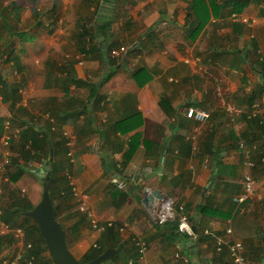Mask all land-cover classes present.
<instances>
[{
	"label": "crops",
	"instance_id": "0c3cea01",
	"mask_svg": "<svg viewBox=\"0 0 264 264\" xmlns=\"http://www.w3.org/2000/svg\"><path fill=\"white\" fill-rule=\"evenodd\" d=\"M102 1L109 15L99 14ZM192 2L0 0V131L8 117L36 131L51 128L59 173L69 171V182L101 223L124 227L119 237L126 248L105 264H232L205 231L241 241L247 264H264V92L251 100L264 85L252 69L264 62V0L238 13L224 3L196 36ZM119 47L125 52L111 57L109 50ZM190 109L206 117L189 118ZM256 115L260 121L251 119ZM45 133L38 132L39 140ZM239 140L251 149L254 168L243 166ZM8 149L18 156L17 141ZM3 150L0 139V166ZM45 163L30 160L29 173L15 185ZM9 174L3 166L0 184ZM245 174L256 181L257 196L236 204ZM144 188L173 198L195 236L172 240L170 228L143 206ZM201 204L206 216L197 212ZM53 206L77 260L109 242L75 211L74 199L56 197ZM4 236L13 243L1 260L13 264L23 242ZM134 238L146 244L142 256L129 245ZM176 243L184 260L175 257Z\"/></svg>",
	"mask_w": 264,
	"mask_h": 264
},
{
	"label": "trees",
	"instance_id": "16d2710c",
	"mask_svg": "<svg viewBox=\"0 0 264 264\" xmlns=\"http://www.w3.org/2000/svg\"><path fill=\"white\" fill-rule=\"evenodd\" d=\"M108 1V0H106ZM113 1V0H112ZM115 1V0H114ZM217 0H193L192 2V8L191 12L194 16V22H195V28L192 31L193 36H196L200 33V31L204 28L206 23L208 22L210 18V12L214 15L217 14L218 10L220 11L222 8V5L224 3L229 5L231 7L232 12H240L242 8L251 3L254 2L256 4H259L261 0H222L223 4H216ZM7 9H2L1 14L3 16V25L6 27L7 24L5 22V15H6ZM106 27V26H104ZM103 30V29H102ZM9 31V29H8ZM9 33V32H8ZM81 36H83L81 34ZM112 49L109 50V53ZM252 69L255 70L260 77H264V73L262 70L264 69V62H261L260 65H254L252 66ZM112 76V73L106 75L104 77V81L108 80ZM2 85L4 88L7 87L6 83L2 81ZM16 92V90H15ZM264 92V85L260 87L259 91L251 93V100H253L257 95ZM251 119L260 121V118L256 116L252 117ZM12 126L16 128L19 131L18 137L16 139H12L11 143L18 142V156L10 158L9 163L7 164L8 168H11V174H9L7 178V184L5 185L3 192L0 196V222L4 223L5 225H8L11 228H21L25 232V241L32 244V250L30 254L35 255V260L33 264H53L50 256L47 253V248L44 242V239L41 237L38 227L36 224L28 217L27 212H29L34 205L30 202V200L26 197V195L22 194L18 189L16 188H10V185H15L21 177L25 173H29L30 169L28 166V163L30 160L36 161L38 163H42L44 160L45 162L48 159L49 149L53 148V144L50 142L51 140V128L47 127L45 129H41L40 131H36V126L34 124H17L14 117L11 120ZM44 131L46 132L44 135L43 140H39L40 137H38V132ZM1 131H0V139L2 137ZM41 142H44L43 146H41ZM44 147V148H43ZM135 145H131L129 150L127 151V154L129 156L132 154L133 149L135 148ZM39 151H41V155H43V158L41 159L39 154ZM37 153V154H36ZM128 156V157H129ZM127 157V158H128ZM216 159H218V156L216 154ZM218 161V160H215ZM51 166V170L48 172V183L50 188V195L52 198V201L54 203L56 197L64 198V199H73L72 192H71V186L69 182V171H65L64 173H59V170L56 168L54 157L53 161L49 164ZM38 179L40 177L36 175ZM41 180V179H40ZM126 199V194L120 195V198L118 200V204L120 205L124 202ZM208 207L206 204H201L198 206L197 212L203 216H206L205 214L208 212ZM55 211V208H54ZM55 219H56V213H55ZM57 220V219H56ZM158 223V222H157ZM160 224V223H159ZM162 225H167L168 228L171 230V238L172 240L178 239L179 233L177 231V223L176 220L170 221L168 223H164ZM121 227V224H114L106 228L104 232H102V236L105 239H109V242H102L97 243L91 250L87 253L85 258L82 260V262H88L92 259L99 256L101 253H103L107 249H114L117 251L116 257L119 254H122V248H126L128 242H122L119 234V228ZM13 239L12 237L4 236L0 238V258L2 250H4L6 244H12ZM129 245H134L132 239L130 240ZM263 250H264V242H263ZM44 253V254H43ZM39 254V256H38Z\"/></svg>",
	"mask_w": 264,
	"mask_h": 264
},
{
	"label": "built area",
	"instance_id": "2783aa9c",
	"mask_svg": "<svg viewBox=\"0 0 264 264\" xmlns=\"http://www.w3.org/2000/svg\"><path fill=\"white\" fill-rule=\"evenodd\" d=\"M125 52L124 47H119L116 49H112L110 51V56L113 58H118ZM186 116L189 118H196L199 120H203L206 117L204 113H195L192 109L186 112ZM11 117H8L4 123V134L1 137V145L3 147V165L0 166V171L3 166H6L9 163L11 158V154L9 151L10 142L12 139H16L18 137L19 131L12 126ZM75 140L74 138H68L66 146L69 148L67 156L70 158V162L73 161V146ZM238 148L241 151L242 156V164L246 168H254L255 163L251 159V149L247 148L243 141L239 140ZM261 162H264V157L261 158ZM71 192L72 197L76 202L75 211L82 215L86 220H88L90 227L92 230L97 231L99 233L104 232L106 228H109L113 225V222L106 221L101 223L94 212L88 207L86 202V196L78 191L76 187L71 184ZM257 184L256 181L251 177L250 174H245L242 179V190L241 192L232 198V201L236 204H244L245 202L256 198L257 196ZM151 213L156 222L160 224L168 223L170 221L176 220L177 223V231L181 235H186L188 237H194L192 227L189 222V218L185 211L181 207H177L176 202L171 197H165L164 199L157 201L156 205L151 210ZM124 227L121 226L119 231L122 232ZM0 233L2 235H12L15 240L23 242L24 250L19 252L16 255L15 261L13 264H19L22 260L23 264H33L35 260V255L30 254L32 250V244L25 241V232L21 228H11L8 225L0 222ZM206 235L210 236L216 246L217 251H221L223 248H226L229 258L231 259L232 264H247V260L244 256V244L241 241L237 240H229L220 235H217L213 232L205 231ZM227 235L230 234V230H225ZM133 243L137 249V253L139 256H142L146 251V244L141 239L134 238ZM175 257L181 260H184V256L182 255V246L180 243H176L175 246ZM134 260L129 259L128 264H133Z\"/></svg>",
	"mask_w": 264,
	"mask_h": 264
},
{
	"label": "water",
	"instance_id": "95a60500",
	"mask_svg": "<svg viewBox=\"0 0 264 264\" xmlns=\"http://www.w3.org/2000/svg\"><path fill=\"white\" fill-rule=\"evenodd\" d=\"M99 14L106 16L110 14V10L104 1L101 3ZM53 159V150H49L48 159L45 166L38 172L40 179L42 180V195L38 203L27 212L28 217L38 227L41 237L44 239L47 253L50 256L53 264H105L109 262L115 255V250L107 249L96 258L88 262H82L77 260L69 251L65 234L61 225L55 219V211L53 201L50 195V188L48 183V172L51 170L49 164ZM142 204L145 209L151 211L153 204L156 201H160L165 198L164 194H161L156 189L144 188L142 193Z\"/></svg>",
	"mask_w": 264,
	"mask_h": 264
},
{
	"label": "rangeland",
	"instance_id": "374dc122",
	"mask_svg": "<svg viewBox=\"0 0 264 264\" xmlns=\"http://www.w3.org/2000/svg\"><path fill=\"white\" fill-rule=\"evenodd\" d=\"M21 182H20V185H10V188H16V189L20 188L21 190H24L23 193L26 195V197L30 200V202L33 205L38 203L42 195V180L38 179L35 175V176H32L31 178H27L24 182L22 183ZM4 187H5V181L0 184V191L3 190ZM0 236H2L1 233H0ZM11 245L12 244L10 245L6 244L2 252L3 253L7 252L8 248L11 247ZM1 258H0V264H3V260H1ZM4 259H6L5 256H4Z\"/></svg>",
	"mask_w": 264,
	"mask_h": 264
}]
</instances>
